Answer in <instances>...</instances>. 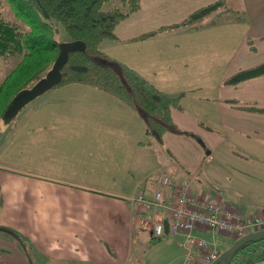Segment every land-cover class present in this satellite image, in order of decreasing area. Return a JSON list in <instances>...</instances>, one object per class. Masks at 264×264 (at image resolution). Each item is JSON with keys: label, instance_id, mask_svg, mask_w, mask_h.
<instances>
[{"label": "rangeland", "instance_id": "1", "mask_svg": "<svg viewBox=\"0 0 264 264\" xmlns=\"http://www.w3.org/2000/svg\"><path fill=\"white\" fill-rule=\"evenodd\" d=\"M137 1L138 8L128 11L127 16L116 24L114 39L103 40L98 49L109 59L138 73L160 91L177 97L181 111L194 115L203 124L202 128L214 131L209 136L211 141L204 139V135L198 140V143L202 144L203 140L206 144L201 171L203 175L208 173L206 178L210 184L207 186L219 185L222 192L230 194L234 200L235 191L239 190L243 203L248 198L256 199L257 191L262 188L253 187V184L257 183L264 188V170L248 168L246 165L251 158L260 157L259 153L264 150L258 147L264 144L258 146L261 141L247 139V135L237 132L233 127H221L217 123L218 117H222L216 115L218 108L215 99L219 94L218 86L223 72H234L246 60L241 54L236 55L240 39L248 30L247 25H240L239 19H249L250 5L264 0ZM218 1L223 2L203 22H191L190 26H194L190 28L188 25L177 28V23L189 18L193 12ZM119 2L110 0L104 8L117 6ZM128 8V5L125 6V9ZM3 12L12 18L6 5ZM222 13L227 16H215ZM56 37L59 42L66 43L67 36L61 26ZM182 39L183 43L179 44ZM199 52L201 55H198ZM10 69V66L0 65V81ZM112 100V96L99 94L91 87L61 85L41 92L13 112H6L0 118V166L21 169L30 167V172H45L47 160L65 161V157L60 156L64 152L85 151L78 152L83 154L80 157L83 162L78 163L77 172L68 170H72V166L52 167L51 172L116 195H136L144 190V186L151 184L152 195L141 193L150 203V214L146 216L149 209L143 204L138 202L136 206L148 219L143 221L144 225L152 226L151 216L154 212L161 209L163 215L160 214V217L168 218L166 208L153 210L157 209L153 203L156 181L165 172L173 183L174 192L178 184L173 182V169L169 166L173 163L180 166V159L165 148L167 142H163V139L157 141L152 133L147 132V122L137 110L125 106L116 98V104L113 105ZM33 117L54 119L47 118V121L36 124L30 120ZM181 123L191 129H186V136H199L192 131V127H195L188 120H181ZM253 131L255 134H264V131ZM219 135L222 140H219ZM43 136L44 141L53 146L38 149L26 146L32 144L33 139ZM168 139L172 141L171 147L181 159L190 156L192 144L186 139L172 136ZM258 149L261 152L258 153ZM132 201L135 203L137 200L131 199L133 204ZM235 205L245 210L242 204L236 202ZM99 228H108L105 220L101 221ZM119 232L115 231L117 235ZM145 234L146 238H139L135 245L133 242L136 252L131 251L132 264H142V260L143 264H183L184 256L177 246L174 248L179 251L180 259L175 263L170 260V249H166V241L176 240L173 238L175 236L164 234L160 239H154L150 230H146ZM224 240V244L217 245L222 252L233 244L234 238ZM135 254L138 256L136 259ZM256 264H264V261Z\"/></svg>", "mask_w": 264, "mask_h": 264}, {"label": "crops", "instance_id": "2", "mask_svg": "<svg viewBox=\"0 0 264 264\" xmlns=\"http://www.w3.org/2000/svg\"><path fill=\"white\" fill-rule=\"evenodd\" d=\"M250 11L249 19H239L240 25H247L248 30H246L247 34L240 39L239 50L236 53V55L241 54L247 61L245 60L238 69L230 74L223 72L215 106L218 108L217 117H222V119L218 117L217 121L221 127L223 125L233 127L237 132L247 135V139L261 141V144L258 142L259 146L264 144V134H255L253 130L264 131V76L245 80L235 86L224 84V81L237 71L264 62V1L251 4ZM215 16L221 18L227 14L222 13ZM205 17L196 23L203 22ZM187 25L189 28L194 26ZM179 27L181 25L177 26V28ZM183 40H180L179 44H182ZM190 41L191 39L188 38V42ZM198 55L201 53L199 52ZM96 92L98 93V91ZM114 100L115 98L111 101L113 105L116 104ZM47 118L33 117L30 120L38 124L47 121ZM172 118L174 123L185 131L191 129L184 126L181 120H188L195 127H192V131L199 135L193 138L175 132H167L163 135V142L168 143V145H164L165 148L171 150L180 159V166L174 163L169 166L170 169H173V182L178 184L182 179L187 178L192 194H196L202 199L215 201L226 210L241 212L245 218L264 212V188L262 185L254 183L253 187L262 189L257 191L256 199L248 198L244 203L239 190L235 191L236 200H234L230 194L223 193L219 185L207 186L210 184V180L206 178L208 173L203 175V171H201L206 144L203 140L200 144L198 140L201 139L200 136H206L204 139L211 141L212 138L209 136H212L211 131H214L202 128L203 124L194 115L184 113L180 108L172 110ZM47 136L49 137L48 134ZM169 136L172 138L181 137L192 144L190 146L193 151L188 158L181 159L179 157L171 147L172 141L168 139ZM59 138L61 139V136ZM219 140H222L220 135ZM26 146L38 149L53 145L47 144L43 136V138L33 139V143ZM258 148L264 150V145ZM78 152L85 151L64 152L60 156L63 155L65 161L47 160V168H45L47 171L45 172L33 173L29 171L30 167L21 169L0 166V224L13 229L26 239L22 245L21 241L0 232V264H132L130 261L131 251L136 252L133 242L135 245L139 238H146V230H150L151 234V228L157 221L156 218L166 220L165 217H160V214L163 215V211L160 209L151 216L152 226H145L143 221H148L146 216L150 214L151 210L149 209L145 216L144 213L139 212L140 210L136 206L137 201L131 203V199H136L134 196H138L140 193L152 195L151 184L144 186V190L136 195H116L51 172L52 167L56 166H72V170H68L77 172L78 163L83 162L80 158L83 154H78ZM257 152H261L260 149ZM210 155L213 156V152ZM259 155V158H251L246 166L264 170V151ZM174 166L178 169H175ZM204 176L205 181H203ZM245 189L249 191L246 185ZM236 202L242 204L245 210L236 206ZM102 220H105V225L107 224L108 228H99ZM119 230L117 235L115 231ZM192 233L209 242L220 240L222 244L225 243L224 238H232L218 234L213 236L212 232L204 229L195 230ZM174 236L173 238L176 240L168 239L166 241V249H170V260L173 263L179 261V254L182 253L184 263L186 255L190 251L182 245L185 236L183 234ZM145 244L148 245V243ZM175 246L180 253L174 248ZM191 252L197 253L196 250ZM137 257L135 254L134 259Z\"/></svg>", "mask_w": 264, "mask_h": 264}, {"label": "trees", "instance_id": "3", "mask_svg": "<svg viewBox=\"0 0 264 264\" xmlns=\"http://www.w3.org/2000/svg\"><path fill=\"white\" fill-rule=\"evenodd\" d=\"M109 1L0 0V65L11 68L0 81V118L19 93L31 89L52 68L62 44L56 39L61 26L67 36L66 42L81 41L85 49L68 54L60 69V81L48 90L73 84L91 87L137 110L147 122V132L152 133L157 141L162 140L166 132L187 134L172 118V110L180 108L177 97L160 91L138 73L114 62L98 49L103 40L114 39L116 24L127 16L128 11L139 6L137 0H120L117 6L104 8ZM222 2L193 12L178 25L198 21L215 11ZM4 5L12 18L3 12ZM127 5L129 8L125 9ZM260 76H264V62L236 72L224 84L235 86ZM0 232L21 241L22 245L26 241L11 228L0 225ZM261 261H264V239L244 243L228 264H256Z\"/></svg>", "mask_w": 264, "mask_h": 264}, {"label": "built area", "instance_id": "4", "mask_svg": "<svg viewBox=\"0 0 264 264\" xmlns=\"http://www.w3.org/2000/svg\"><path fill=\"white\" fill-rule=\"evenodd\" d=\"M172 184L163 172L156 181L153 203L154 206L164 207L168 211L167 234L185 236L182 245L190 251L183 264H216L221 255L222 251L217 247L222 244L220 240L209 242L194 235L192 232L195 230L204 229L212 232L213 236L218 234L238 239L251 231L264 229V212L245 218L241 212L226 210L215 201L192 194L187 178L178 182L174 192ZM136 200L149 209L150 203L142 194H139ZM151 229L153 238L163 237V219L157 220ZM192 250L197 253L193 254Z\"/></svg>", "mask_w": 264, "mask_h": 264}, {"label": "water", "instance_id": "5", "mask_svg": "<svg viewBox=\"0 0 264 264\" xmlns=\"http://www.w3.org/2000/svg\"><path fill=\"white\" fill-rule=\"evenodd\" d=\"M84 49L85 44L81 41H73L60 44L57 58L52 68L47 72L45 77L41 79L31 89L19 93L12 102L11 107L7 110V112H13V110L18 109L26 101L32 99L33 97H36L41 92L50 89L53 85L58 83L61 79L60 69L66 63L68 54L74 51H84ZM164 224L166 231V222ZM262 239H264V229L247 233L246 235L236 239L230 247L223 251L216 264H228L231 261L233 254L244 243L248 241H257Z\"/></svg>", "mask_w": 264, "mask_h": 264}]
</instances>
